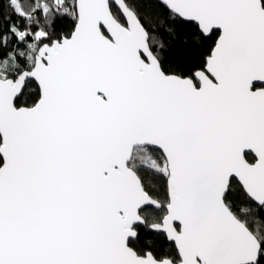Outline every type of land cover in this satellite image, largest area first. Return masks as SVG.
<instances>
[{
  "label": "snow or ice",
  "instance_id": "snow-or-ice-1",
  "mask_svg": "<svg viewBox=\"0 0 264 264\" xmlns=\"http://www.w3.org/2000/svg\"><path fill=\"white\" fill-rule=\"evenodd\" d=\"M0 264H264V0H0Z\"/></svg>",
  "mask_w": 264,
  "mask_h": 264
}]
</instances>
